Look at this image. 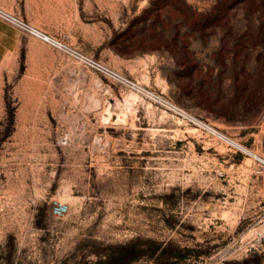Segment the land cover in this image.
<instances>
[{
	"label": "rangeland",
	"instance_id": "obj_1",
	"mask_svg": "<svg viewBox=\"0 0 264 264\" xmlns=\"http://www.w3.org/2000/svg\"><path fill=\"white\" fill-rule=\"evenodd\" d=\"M49 3L28 21L250 153L27 35L0 61V264H264V0Z\"/></svg>",
	"mask_w": 264,
	"mask_h": 264
},
{
	"label": "built area",
	"instance_id": "obj_2",
	"mask_svg": "<svg viewBox=\"0 0 264 264\" xmlns=\"http://www.w3.org/2000/svg\"><path fill=\"white\" fill-rule=\"evenodd\" d=\"M0 19L16 27L23 34L32 36L45 42L53 49L61 52L83 67L93 70L104 76L105 78L121 86H124L125 88H128L137 96H145L148 99L152 100L154 103L167 108L186 123L193 124L197 130L203 132L211 140L221 142L222 144H225L227 147H229V149L233 148L234 151L246 152L245 146H243L240 142L236 141L230 136H227L218 128L199 120L198 118L185 111L183 108H180L179 106L173 104L171 101L167 100L155 91L145 88L137 82L129 80L125 75L115 70L111 66L71 46L63 39L48 34L47 32L32 25L27 20L3 9L2 7H0Z\"/></svg>",
	"mask_w": 264,
	"mask_h": 264
},
{
	"label": "crops",
	"instance_id": "obj_3",
	"mask_svg": "<svg viewBox=\"0 0 264 264\" xmlns=\"http://www.w3.org/2000/svg\"><path fill=\"white\" fill-rule=\"evenodd\" d=\"M49 2L50 0H0L1 4H11L10 7L17 12L14 14L27 21L31 19L38 23H41V18L48 11L47 6L51 4ZM51 5H54V3ZM25 36L27 35L16 27L0 19V61L7 54L21 48L25 41Z\"/></svg>",
	"mask_w": 264,
	"mask_h": 264
},
{
	"label": "trees",
	"instance_id": "obj_4",
	"mask_svg": "<svg viewBox=\"0 0 264 264\" xmlns=\"http://www.w3.org/2000/svg\"><path fill=\"white\" fill-rule=\"evenodd\" d=\"M181 257H184V256H181ZM129 262H131L130 258H126V260H122V261H120V262L117 263V264H126V263H129ZM108 264H109V263H108Z\"/></svg>",
	"mask_w": 264,
	"mask_h": 264
},
{
	"label": "bare ground",
	"instance_id": "obj_5",
	"mask_svg": "<svg viewBox=\"0 0 264 264\" xmlns=\"http://www.w3.org/2000/svg\"><path fill=\"white\" fill-rule=\"evenodd\" d=\"M245 151H246L247 153H250V150L247 149V148L245 149ZM253 155H254V154H253ZM258 159L260 160V162L262 161V163H264V158H260V157H259Z\"/></svg>",
	"mask_w": 264,
	"mask_h": 264
}]
</instances>
